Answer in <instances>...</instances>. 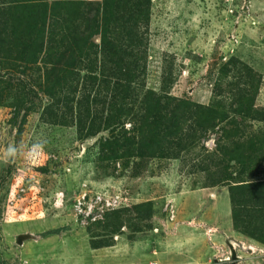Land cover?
<instances>
[{"label":"rangeland","instance_id":"374dc122","mask_svg":"<svg viewBox=\"0 0 264 264\" xmlns=\"http://www.w3.org/2000/svg\"><path fill=\"white\" fill-rule=\"evenodd\" d=\"M85 2L0 0V264H264V241L235 229L229 195L236 181L264 179V152L250 166L237 164L249 145L264 149V0H150L145 23L134 29L145 40L138 80L212 110L191 118L207 129L194 143L165 154L163 141L160 151L132 158L124 170L120 161L98 157L106 129L84 137L67 114L43 116L50 104L45 94L18 114L22 82L48 83L38 66L48 65L46 54L63 35L84 24L79 10ZM11 14L21 23L6 17ZM119 23L115 36L125 44ZM92 39L97 45L87 52L94 54L100 39ZM24 49L28 56L43 51L27 62ZM113 60L96 59L88 74L112 68ZM78 61L83 68L85 57ZM71 71L61 73L67 83ZM125 128L132 133L129 122ZM34 144L42 150L28 158ZM9 145L18 148L11 161L5 158ZM85 194L108 199L107 208L121 207L98 224L82 225L73 207ZM227 237L248 249L235 246L238 258H231Z\"/></svg>","mask_w":264,"mask_h":264},{"label":"trees","instance_id":"16d2710c","mask_svg":"<svg viewBox=\"0 0 264 264\" xmlns=\"http://www.w3.org/2000/svg\"><path fill=\"white\" fill-rule=\"evenodd\" d=\"M4 1L14 0H1L3 3ZM141 4L143 10L139 9ZM14 5L11 4L7 8V13H10ZM150 6V0H144V3L141 0H86L79 10L84 24L82 26L78 24L77 30L71 36L63 35L58 46L54 42V47L57 48L46 54L45 61L48 65L38 66L43 70L48 83L42 87L41 84L32 86L26 81L22 82L24 97L18 114L23 109L27 113L35 99L40 97L39 93L45 94L50 97V104L44 108L43 116L46 113V116L64 118L67 114L75 121L80 135L84 137L96 135L106 129L109 135L100 141L98 157L107 162L120 161L123 170L132 158L146 157L160 151L163 141L165 145L162 149H167L165 154L170 147L173 152L179 153L181 149L194 143L198 137L197 133L205 132L207 129L203 127L202 122L198 124L191 118L199 111L206 118L211 114L212 105L201 106L183 98L167 96L164 93L165 88L157 92L146 88L144 79L138 80L137 74H144L145 49L140 47L145 44V40L138 37L134 29L137 30L140 22H144L143 11L146 10L148 13ZM0 10L3 14L4 8ZM6 17L21 23L20 16L13 18L11 14ZM6 22L13 27L10 31L14 38V26L7 19ZM118 22L126 35L124 37H128L125 44L115 36L114 24L118 26ZM94 36L99 37L100 46L93 54V51L87 50H92L97 45L92 43ZM41 51L43 50L35 49L32 55L28 56V51L22 50L27 55V62H34ZM91 55H94V58ZM82 56L85 57V62L83 68H79L77 63ZM106 57L114 58L112 63L110 62L112 68L103 65L97 74H88L91 68L97 67L96 59L104 61L107 60ZM18 59L26 63L22 55L18 56ZM59 65L62 71L57 67ZM71 66L74 70L71 71L73 77L67 83L61 77V73ZM82 69L87 73L82 75ZM78 84L82 90L80 96L76 94ZM134 90L137 92L133 97ZM85 96L88 97L86 100ZM252 103L253 99L248 106L251 107ZM260 121H264V118ZM127 122L132 127L130 130L132 133L125 128ZM214 124L215 122L210 126ZM179 125L181 130L177 134ZM263 152V146L255 149L253 145H249L245 152L243 150L239 155L240 163L238 160L235 162L250 166L260 159ZM229 157L232 158V154ZM242 171L238 173L242 174ZM225 179L230 181L233 177L230 174ZM236 182L229 189L230 199L234 202L233 225L239 232L263 242L264 179ZM115 211L107 212L105 218ZM98 223L100 221L93 224Z\"/></svg>","mask_w":264,"mask_h":264},{"label":"built area","instance_id":"2783aa9c","mask_svg":"<svg viewBox=\"0 0 264 264\" xmlns=\"http://www.w3.org/2000/svg\"><path fill=\"white\" fill-rule=\"evenodd\" d=\"M107 207H110L108 199L102 200L99 196L94 198L85 194L78 202L74 203L73 210L75 212V219L82 225H91L103 220L101 216L106 215L109 211L116 210L115 208L117 206ZM119 207L121 206H118L117 209Z\"/></svg>","mask_w":264,"mask_h":264},{"label":"clouds","instance_id":"9594fccd","mask_svg":"<svg viewBox=\"0 0 264 264\" xmlns=\"http://www.w3.org/2000/svg\"><path fill=\"white\" fill-rule=\"evenodd\" d=\"M42 147H43V145H41V144H34V145L32 146V149H30V150L28 151V153H26V156H27L28 158H32V159H34V158H35L34 155H33L34 152H35L37 149L42 150ZM17 153H18V148H17L16 146L9 145L8 148H7V150H6V153H5V158H6L7 160H9V161L14 160L15 157L17 156Z\"/></svg>","mask_w":264,"mask_h":264},{"label":"water","instance_id":"95a60500","mask_svg":"<svg viewBox=\"0 0 264 264\" xmlns=\"http://www.w3.org/2000/svg\"><path fill=\"white\" fill-rule=\"evenodd\" d=\"M20 237H18V242H20ZM225 243L229 249V252H230V257L231 258H238L237 257V254H236V248L235 246H237L238 248H241V249H248V248H245L244 247V242L243 241H238L236 240L235 238H232V237H227L225 238ZM235 243V245L233 244Z\"/></svg>","mask_w":264,"mask_h":264}]
</instances>
